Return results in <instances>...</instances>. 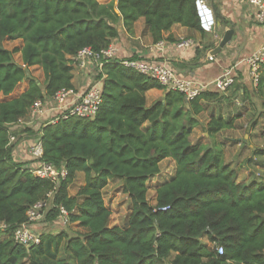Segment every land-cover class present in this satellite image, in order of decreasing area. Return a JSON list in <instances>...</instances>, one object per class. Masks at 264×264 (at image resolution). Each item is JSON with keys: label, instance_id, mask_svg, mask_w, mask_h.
Segmentation results:
<instances>
[{"label": "trees", "instance_id": "trees-1", "mask_svg": "<svg viewBox=\"0 0 264 264\" xmlns=\"http://www.w3.org/2000/svg\"><path fill=\"white\" fill-rule=\"evenodd\" d=\"M120 18L129 35L142 18L154 44L172 42L163 33L174 24L204 32L195 0H0V237L6 235L0 240V264H264V179L238 182L219 149L189 140L203 103L221 101L223 94L205 91L186 101L119 59L102 61L96 115L59 118L38 128L42 160L63 166L66 177L55 184L13 160L17 142L9 143L16 136L11 127L35 102L73 90L72 58L83 48L94 54L106 49L118 37ZM5 40H21L22 46L9 51L2 46ZM15 53L21 65L14 62ZM33 66L43 72V87L27 72ZM25 80L24 92L4 99ZM233 88L241 97L248 91L237 80ZM151 89L163 95L147 105L145 93ZM253 89L264 95V72ZM232 127L231 120L212 116L205 132L211 138ZM260 133L264 136V127ZM167 158L174 162V174L156 189L151 205L147 181ZM78 172L84 182L68 196ZM113 178L122 181L130 200L124 228L108 226L111 213L102 190ZM49 193L45 221L59 218L62 207L84 234H40L37 244L27 246L15 242L13 232L26 222L28 208ZM62 240L66 258L57 257Z\"/></svg>", "mask_w": 264, "mask_h": 264}, {"label": "crops", "instance_id": "crops-1", "mask_svg": "<svg viewBox=\"0 0 264 264\" xmlns=\"http://www.w3.org/2000/svg\"><path fill=\"white\" fill-rule=\"evenodd\" d=\"M99 3H108L111 0H97ZM205 4L213 11L215 26L211 32L190 30L178 24L171 26L163 37L170 36L172 42L162 41L152 43L149 33L145 30L143 19H138L133 25L132 34H127L121 18L116 23L118 37L111 41L118 58L135 56L160 60L169 63L180 74L190 78L200 89L216 92L214 81L226 70L233 68L237 74V82L251 89L250 79L244 59L258 48L264 46V26L256 23L252 17V9L243 0H204ZM231 29L232 38L229 42L221 44L225 32ZM182 39H189L193 47L177 48L176 44ZM212 55L213 61H208L207 56ZM97 66V63L95 62ZM73 68L72 94L68 96V103L89 87L95 85L100 88V81H93V73L87 67L80 69L72 58ZM96 74L97 69L95 68ZM161 94L160 90L151 89L146 92V100L150 103ZM148 102V103H149ZM149 103V104H150ZM148 105V104H147ZM66 104L54 110L50 101L45 99L40 113L33 115L30 111L18 123L11 127L16 133L17 144L12 150V158L16 162L25 163V167H33L28 155L32 145L33 134L24 131L30 129L38 131L39 121L55 116Z\"/></svg>", "mask_w": 264, "mask_h": 264}, {"label": "rangeland", "instance_id": "rangeland-1", "mask_svg": "<svg viewBox=\"0 0 264 264\" xmlns=\"http://www.w3.org/2000/svg\"><path fill=\"white\" fill-rule=\"evenodd\" d=\"M2 46L11 51L13 48H21V40H5ZM13 60L18 65H21L20 54L15 53ZM72 67V66H71ZM93 73V81H96V76L99 73L98 66L89 64L87 66ZM97 69V74L95 71ZM81 69V68H80ZM27 72L31 78L37 80L41 87H43L44 77L40 67L33 66L28 68ZM72 68V79H73ZM72 81V80H71ZM251 84V82H250ZM28 87L27 80L19 84L13 91L12 95L5 100L18 97ZM253 89H248L247 93L241 97L236 89L230 90L226 95H222L221 101L210 100L203 103L204 109L197 120L199 124L196 125L189 140L192 144L204 145L207 148H216L220 150L223 161L228 163L237 171V181L246 183L251 179L257 181L264 179V155H258L256 152L263 150L264 152V136L261 135V129L264 127V95L259 96ZM159 99L163 95V91ZM146 95V93H145ZM0 99L3 97L0 96ZM153 101V102H154ZM149 101L146 100V103ZM212 116H221L223 119L232 121V128L219 131L213 137H208L205 132V126ZM54 116L48 117L39 121L37 128L52 121ZM146 126V125H144ZM34 132V138L38 137V131ZM27 165V164H26ZM24 165V166H26ZM160 172L158 175L150 178L147 181V200L149 204H154V197L156 189L164 182L169 181L174 174V162L172 159H164L159 163ZM83 173L78 172L75 175L73 182L68 187V196H74L79 187L83 184ZM102 197L104 205L110 211L108 226L126 227L127 218L130 212V200L123 192V183L121 180L113 178L109 179L107 185L102 190ZM0 224V229H2ZM37 231V229H36ZM86 229L80 227L78 223H71L68 218L55 219L54 221H41L39 223L38 232L41 235L55 236L60 233L66 234L68 237L83 235ZM6 235H2L0 240L5 239ZM201 241L207 244L210 248L211 243L206 242V238L202 237ZM65 240H62L61 247L58 251V258H66V251L64 249ZM70 262V260H68Z\"/></svg>", "mask_w": 264, "mask_h": 264}, {"label": "built area", "instance_id": "built-area-1", "mask_svg": "<svg viewBox=\"0 0 264 264\" xmlns=\"http://www.w3.org/2000/svg\"><path fill=\"white\" fill-rule=\"evenodd\" d=\"M252 9V17L254 21L264 26V0H243ZM195 9L199 21L200 29L204 32H211L215 26V18L213 11L208 7L204 0H195ZM162 42V41H161ZM160 43V42H159ZM177 48L193 47V42L189 39H182L176 44ZM74 62L81 69H85L89 64L97 63L98 70L102 66V61H113L119 59V63L136 71L142 75L148 76L158 82V84L165 91H177L181 93L186 101L194 99L200 92L196 84L186 76L180 74L169 63L160 60H151L147 58H118L115 48L110 44L106 49L100 50L98 54H94L90 48H83L77 52L73 57ZM208 61H213V56H207ZM244 64L247 68V74L251 85L256 86L258 78L264 72V46L258 48L244 59ZM237 80V74L233 68H227L214 81V89L216 92L226 95L230 90H233V85ZM72 90L57 92L54 96L48 98L50 105L54 110L58 106L67 105L60 110L50 122H55L59 118L66 119L68 117L79 118H93L101 104V90L99 87L93 85L85 90L83 93L75 97V99L68 103L67 98L72 94ZM47 98H44V100ZM43 100V101H44ZM43 101H37L30 108L33 115L41 112ZM16 137L10 136L9 143H16ZM42 146L39 138L35 139L28 149V155L33 163L30 168L32 173L40 179L49 180L58 184L60 180L64 179L67 171L63 166L56 167L52 163L42 160ZM52 193L47 194L45 200L38 201L31 205L26 212V222L21 224L13 232V239L15 242L27 246L37 244L39 242L38 232L39 223L45 220V215L50 208ZM60 216L58 219L67 218L66 211L59 207ZM37 229V231H36ZM218 254H222L221 247H217Z\"/></svg>", "mask_w": 264, "mask_h": 264}, {"label": "water", "instance_id": "water-1", "mask_svg": "<svg viewBox=\"0 0 264 264\" xmlns=\"http://www.w3.org/2000/svg\"><path fill=\"white\" fill-rule=\"evenodd\" d=\"M232 33H233L232 30L231 29H228L225 32L223 38L221 39V44H225V43L229 42V40L233 37L232 36Z\"/></svg>", "mask_w": 264, "mask_h": 264}]
</instances>
